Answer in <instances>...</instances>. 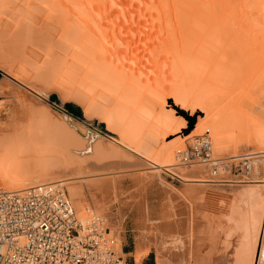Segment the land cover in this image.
Returning a JSON list of instances; mask_svg holds the SVG:
<instances>
[{"label": "bare ground", "instance_id": "bare-ground-1", "mask_svg": "<svg viewBox=\"0 0 264 264\" xmlns=\"http://www.w3.org/2000/svg\"><path fill=\"white\" fill-rule=\"evenodd\" d=\"M0 70L11 103L0 101L10 117L0 124V191L63 188L77 219L102 217L124 257L120 179L151 166L133 178L136 263L153 250L156 264H200L197 218L212 217L214 233L233 219L243 235L235 261L222 253L219 264H264V0H0ZM48 93L108 138L32 105ZM194 137L208 158L183 149ZM147 187L163 197H146Z\"/></svg>", "mask_w": 264, "mask_h": 264}, {"label": "built area", "instance_id": "built-area-1", "mask_svg": "<svg viewBox=\"0 0 264 264\" xmlns=\"http://www.w3.org/2000/svg\"><path fill=\"white\" fill-rule=\"evenodd\" d=\"M107 233L100 216L81 223L61 187L0 191V264H126Z\"/></svg>", "mask_w": 264, "mask_h": 264}, {"label": "rangeland", "instance_id": "rangeland-1", "mask_svg": "<svg viewBox=\"0 0 264 264\" xmlns=\"http://www.w3.org/2000/svg\"><path fill=\"white\" fill-rule=\"evenodd\" d=\"M2 78V79H1ZM4 78H5V76L3 75V72L0 70V84H1V86L4 84V81H7V79H5L4 80ZM8 83H9V81H7ZM12 85H14V86H16L17 87V84L15 83V84H13V83H11ZM19 86V85H18ZM15 87V88H16ZM20 87V90H22L24 93H28L27 95H30V93H29V91L28 92H25V89L24 88H22L21 86H19ZM18 89V88H17ZM17 91H19V89L17 90ZM8 95H6V97H7ZM5 96H1L0 95V101H1V103L4 101V105L5 106H9V104L8 103H10V102H8V103H6L8 100H9V96L6 98ZM30 97V98H29ZM28 98V102H29V100L32 98V96L30 95ZM33 99V98H32ZM6 100V101H5ZM33 101V104L32 105H34L35 103L37 104V105H35L37 108H39L40 107V105H38V103H39V101L41 102V104H43L44 106H47V105H50V106H52L53 108H55L57 111H59V112H62V113H64V114H67L69 117H72L74 120H76V121H78L79 123H81L82 125H84V126H86V127H89V128H91L92 130H95V131H97L98 133H100V134H102L105 138H108L106 135V133L105 132H103V130L102 129H100L99 128V125L98 124H94V123H90L89 121H87L86 119H84V118H82L81 116L79 117V115H77L75 112H69L67 109H66V105L67 104H69V101H67V102H65L64 104H62L59 100H57V95H55V93H48V94H43L41 97H40V100L39 99H37V101L34 99V100H32ZM35 101V102H34ZM30 102H31V100H30ZM6 103V104H5ZM11 104V103H10ZM34 106V108H36ZM44 106H41V107H44ZM4 112H2V113H0V124L2 123L3 124V122H4V124L6 123V121L8 120V118L10 119V117H8L7 116V113H5V114H3ZM20 112H18V114H19ZM20 115V114H19ZM8 117V118H7ZM2 121V122H1ZM8 122V121H7ZM200 139V137H194V139L193 138H190L189 140H187V141H185V144H184V147H183V149L185 150H188L189 152H191L192 153V158H191V160H193V159H196V158H203V156H204V153H203V151L198 147V149H196L195 147L193 148V145H194V143H195V140H199ZM107 141V140H106ZM190 141V142H189ZM189 142V143H188ZM90 155V156H89ZM88 156L90 157H88L87 159H89L88 160V166H89V168H91L92 169V167H94V165H92L91 166V164L92 163H94V164H96L94 161H92V159H93V154H91V152L88 154ZM112 160V162L109 160L108 162H109V164H111V163H113V159H111ZM116 161V160H115ZM114 161V162H115ZM193 161H195V160H193ZM116 162H118V161H116ZM90 164V165H89ZM247 161H244V162H237V163H234V164H232V166L230 167V174L232 175V177H240V175L242 174V171L244 170V168H247ZM148 167H150L151 168V166H147L146 168H144L143 166H142V168L139 166L138 168L136 167H134V169H132L131 168V170H130V168L128 169V168H125V170H127V172L125 171V170H122L123 171V173L124 172H126V173H124V174H122L123 176H122V179H120V184H119V186H120V188H119V190L121 191L120 193H122L123 191H126V192H123L122 193V195L120 196L121 197V200L123 201V203H122V205H124L125 207V214H123L124 215V219H123V223H121V226H123L122 227V231L123 232H121V235L123 236V237H125L126 238V240H127V243L128 244H131V245H134L135 244V239H134V236H135V233H136V230H135V228L132 226V222H133V219L134 220H136L135 219V217H133L132 216V212H131V210H130V206H133V203L134 202H132L133 200V196H134V193L136 194L137 192H138V188L135 186V185H133V178H135L136 176H138L140 173H146V172H150L149 170V168ZM94 169H95V167H94ZM94 169H92V170H94ZM144 169H146V171L144 170ZM149 169V170H148ZM95 170H98L97 168L95 169ZM135 170H137V171H135ZM129 171H131V172H129ZM139 171V172H138ZM134 172V173H133ZM151 172H154L153 170H151ZM128 173H130V174H128ZM132 173V174H131ZM241 173V174H240ZM136 174V175H135ZM125 175V176H124ZM135 175V176H134ZM160 175H161V177H162V180H164V181H162V182H164V184H168V185H172V186H175V187H180L181 186V183H179V181L177 180V178H174V176L172 177V175H170L169 173H166V172H163V171H160ZM242 184H245V183H240V185H242ZM122 185V186H121ZM135 186V187H134ZM124 187V188H123ZM132 188V189H131ZM135 188V189H134ZM149 188L147 187L146 189H145V191H146V193H147V195H146V197L147 196H150V197H152V198H154L155 196L154 195H156V197H158L160 194H157V190H156V188L155 187H152L151 189H149ZM158 189H160V188H158ZM155 190H156V192H155ZM131 191V192H130ZM133 191V192H132ZM137 191V192H136ZM130 193V194H129ZM155 193V194H154ZM153 194V195H152ZM133 195V196H132ZM152 195V196H151ZM154 196V197H153ZM159 197H163V196H159ZM132 200V201H131ZM131 201V202H130ZM88 204H85V206H87ZM245 206H242V209L244 208ZM244 210H246V209H244ZM243 211V210H242ZM242 213H245V211L244 212H241V214ZM231 222H233V219L231 220ZM234 230H235V227H234ZM234 230L232 231V234H234L235 232H234ZM134 231V232H133ZM240 232V234L242 233L241 231H239ZM122 247V246H121ZM153 251V250H152ZM121 257H122V259L124 260H126V256H122V255H120ZM235 256V255H234ZM233 256V257H234ZM234 259H235V257H234ZM124 260V261H125ZM235 261V260H234ZM127 262V261H126ZM193 262V261H192ZM189 263H191V262H189Z\"/></svg>", "mask_w": 264, "mask_h": 264}, {"label": "crops", "instance_id": "crops-1", "mask_svg": "<svg viewBox=\"0 0 264 264\" xmlns=\"http://www.w3.org/2000/svg\"><path fill=\"white\" fill-rule=\"evenodd\" d=\"M229 212H226L225 214L227 215ZM229 215V214H228ZM227 215V216H228ZM208 218V217H207ZM211 219H212V217H210ZM210 218H208L209 220H210ZM230 218V217H229ZM208 219H204V217H203V219H202V217L201 218H197V223H196V238H195V242H196V250H195V252L197 253H195V255H196V257H197V259H196V263H198L199 261H200V264H219V263H221L223 260L221 259V257L223 256V254L222 253H225L226 254V256H225V258H228L227 260L230 262V263H233L234 262V258H233V256H231V253H232V255L234 254V248H237L238 246H239V241L240 240H242V236L240 237V232L239 231H237V232H235L234 233V235L232 234V232L231 231H233L234 229H233V227H235V223L234 222H229L228 221V218H226L227 219V223H224V224H227V226H226V233L228 232L229 234H230V232H231V234H232V237H234L233 239H232V237H229L228 235V238L225 236L226 235V233L225 232H223V234H221L222 233V231L221 232H217V231H215V233L213 232V228H214V223L211 221V223L210 222H208ZM207 221V223H205ZM211 225H210V224ZM229 223V224H228ZM232 223L234 224V226L232 227ZM205 224L207 225V227L205 226ZM214 224V225H213ZM208 225H210L209 227H211V229H209L208 228ZM201 226H203V227H201ZM204 227L206 228V230L204 229ZM231 227V228H230ZM202 228V229H201ZM228 228L230 229V232L228 231ZM208 229V230H207ZM233 229V230H232ZM200 231H202V232H200ZM211 232V233H210ZM208 233V234H207ZM219 233V234H218ZM224 233H225V235H224ZM237 233H239V234H237ZM216 235V237L214 236V235ZM218 234V235H217ZM237 234V235H236ZM210 235V236H209ZM221 235H222V237H221ZM224 235V236H223ZM239 235V236H238ZM217 236H219L220 238H217ZM231 236V235H230ZM211 237H213V239L211 238ZM239 237H240V239H239ZM208 238V239H207ZM217 238V240H215ZM223 238V239H222ZM226 238H227V240L229 241H227L226 240ZM236 238H238L239 239V241H238V239L236 240ZM202 239V240H201ZM218 239L219 240H221V242H219L218 241ZM231 239V240H230ZM211 240V241H210ZM213 240V241H212ZM224 240H226V241H224ZM236 240V242H234V241ZM214 241H215V243H214ZM238 241V242H237ZM231 242V243H230ZM228 243V244H227ZM234 243H235V245H236V243H238V246L237 247H235V245H234ZM227 245V246H226ZM233 246H234V248H233ZM210 247V248H209ZM225 249V250H224ZM134 250H135V244L134 245H131V244H128L127 243V240H126V238L124 237V241H123V243H122V247H121V252H122V254L124 255V256H126V260H125V263L126 264H156V262H155V258H154V252L152 251V250H150L149 251V253L146 255V256H144L142 259H141V261L139 262V263H136L135 261H134V257H133V253H134ZM212 250V251H211ZM219 250H222V251H220L219 252ZM211 251V254L209 253ZM218 252V253H217ZM216 253V254H215ZM228 253V254H227ZM219 254H222L221 256H219ZM209 256V257H208ZM228 256V257H227ZM200 257V258H199ZM219 257H220V259L222 260H220L219 261ZM232 257V258H231ZM209 258H211V259H209ZM217 259V260H216ZM230 259V260H229ZM202 260V261H201ZM231 260H233V261H231ZM127 261V262H126ZM217 261H218V263H217Z\"/></svg>", "mask_w": 264, "mask_h": 264}, {"label": "water", "instance_id": "water-1", "mask_svg": "<svg viewBox=\"0 0 264 264\" xmlns=\"http://www.w3.org/2000/svg\"><path fill=\"white\" fill-rule=\"evenodd\" d=\"M65 107H66V109H67L69 112H72V111H73V112H76L77 115L81 116L79 110L73 108L70 104H67ZM81 117H82V116H81Z\"/></svg>", "mask_w": 264, "mask_h": 264}]
</instances>
